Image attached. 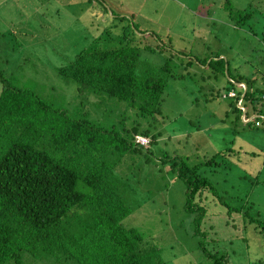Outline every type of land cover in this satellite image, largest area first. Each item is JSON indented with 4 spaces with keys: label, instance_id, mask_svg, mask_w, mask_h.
Segmentation results:
<instances>
[{
    "label": "rangeland",
    "instance_id": "374dc122",
    "mask_svg": "<svg viewBox=\"0 0 264 264\" xmlns=\"http://www.w3.org/2000/svg\"><path fill=\"white\" fill-rule=\"evenodd\" d=\"M228 1L235 10L245 7L248 0ZM252 1L259 16L264 15V0ZM222 2L0 0V74L11 86L28 89L43 102L64 109L69 116L87 119L95 127H126L128 120L120 121L119 117L123 104H106L87 88L79 93L73 82H65L56 74L55 67L101 37L105 28L108 31L102 38L111 37V41L102 46L98 43V49L113 46L124 26L136 42L165 47L161 54L140 52L151 64L165 59L172 72L181 76L174 74L166 81L161 114L152 117L161 120L160 124L151 118L141 119L159 136L149 145L146 158L126 152L117 155L113 169L124 177L130 190L125 203L128 215L122 223L137 228L159 249L162 264H207L195 249L192 216L182 210L183 185L158 163L163 153L184 155L193 164L230 147L229 157L216 158L220 160L218 166H202L199 172L208 176L224 202L239 209L248 206L264 221V116L253 127L250 106L244 105L243 114L234 101L236 91L245 89L243 83L229 85L224 73L220 75L203 64L204 60L219 58L225 62L228 76L253 77V85L264 88L260 81L264 38L258 29L252 36L235 27L221 10ZM183 56L192 62L184 74L179 64ZM228 89L235 95L222 98ZM100 102L104 103L97 106ZM241 115L251 126L244 124ZM205 196L199 201L206 211L204 229L209 238L213 234L218 238L215 247L227 254L231 264H264V238L254 225L246 223L243 227L239 215H225L214 198Z\"/></svg>",
    "mask_w": 264,
    "mask_h": 264
},
{
    "label": "trees",
    "instance_id": "16d2710c",
    "mask_svg": "<svg viewBox=\"0 0 264 264\" xmlns=\"http://www.w3.org/2000/svg\"><path fill=\"white\" fill-rule=\"evenodd\" d=\"M253 3L248 0L245 7L232 10L230 2L223 0L221 10L235 27L252 36L258 29L264 38V15L259 16ZM125 28L113 46L98 49V43L102 46L111 41V37L102 38L108 31L105 28L101 37L78 49L55 72L65 82H73L79 93L87 88L106 104L118 107L122 103L119 117L128 120L126 127H95L87 119L69 116L64 109L43 102L28 89L11 86L0 74V264H162L159 249L137 228L122 223L128 215L125 203L130 190L113 169L117 155L128 152L145 157L159 134L141 119L160 124L161 120L152 117L161 114L166 81L174 74L181 76L172 72L165 59L157 65L143 59L140 52L161 54L165 47L140 44ZM183 57L179 64L184 74L192 62ZM203 64L224 73L229 85L245 83L234 101L240 99L244 109L248 104L255 115L250 120H258L259 125L264 115L260 97L264 88L254 86L253 77L228 76L225 62L219 58ZM260 81L264 85V73ZM249 122L244 124L251 126ZM134 134L146 137L147 145L133 143ZM230 151L226 146L193 164L184 155L163 153L158 158L183 185L182 210L192 216L195 249L207 264L231 263L215 247L219 242L215 234L209 238L204 229L206 211L199 203L204 195L214 198L225 215H239L243 227L253 224L264 238V221L248 206L239 209L224 202L208 176L199 172L202 166H218Z\"/></svg>",
    "mask_w": 264,
    "mask_h": 264
},
{
    "label": "built area",
    "instance_id": "2783aa9c",
    "mask_svg": "<svg viewBox=\"0 0 264 264\" xmlns=\"http://www.w3.org/2000/svg\"><path fill=\"white\" fill-rule=\"evenodd\" d=\"M234 95H235L234 91H229L225 95H221V97L222 98H226V97L230 98V97H233ZM260 97L262 100H264V91L261 93ZM237 106H239L241 108L240 99L238 100ZM241 120H243V118H241ZM253 125H255V126L258 125V121L253 120ZM132 141H133V143H136L137 145L142 146V147H145L148 143V140L146 137H144L142 135H137V134L133 135Z\"/></svg>",
    "mask_w": 264,
    "mask_h": 264
},
{
    "label": "clouds",
    "instance_id": "9594fccd",
    "mask_svg": "<svg viewBox=\"0 0 264 264\" xmlns=\"http://www.w3.org/2000/svg\"><path fill=\"white\" fill-rule=\"evenodd\" d=\"M230 91H233V90H230ZM228 92H229V91H228ZM226 93H227V92H226ZM226 93H225V94H226ZM238 100H239V99H238ZM240 105H241V103H240ZM241 108H242V110H243V112H244L245 109L243 108V106H241ZM243 114H244V113H243ZM263 116H264V115H263ZM240 117L243 118V115H241ZM254 117H255V115H252V116L250 115L249 118L251 119V118H254ZM253 120H255V119H252V121H253ZM242 121H243V120H242ZM257 121H258V120H257ZM243 122H244V121H243Z\"/></svg>",
    "mask_w": 264,
    "mask_h": 264
},
{
    "label": "crops",
    "instance_id": "0c3cea01",
    "mask_svg": "<svg viewBox=\"0 0 264 264\" xmlns=\"http://www.w3.org/2000/svg\"><path fill=\"white\" fill-rule=\"evenodd\" d=\"M105 1H108V0H105ZM239 83H243V82H239ZM237 85V84H236ZM244 87L246 88V85L245 83H243ZM244 90V89H243ZM252 116V115H251Z\"/></svg>",
    "mask_w": 264,
    "mask_h": 264
}]
</instances>
